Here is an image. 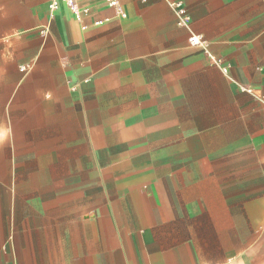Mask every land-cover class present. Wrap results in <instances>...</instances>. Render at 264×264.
<instances>
[{"label": "crops", "instance_id": "1", "mask_svg": "<svg viewBox=\"0 0 264 264\" xmlns=\"http://www.w3.org/2000/svg\"><path fill=\"white\" fill-rule=\"evenodd\" d=\"M50 1L0 0V264H264V0Z\"/></svg>", "mask_w": 264, "mask_h": 264}, {"label": "built area", "instance_id": "2", "mask_svg": "<svg viewBox=\"0 0 264 264\" xmlns=\"http://www.w3.org/2000/svg\"><path fill=\"white\" fill-rule=\"evenodd\" d=\"M105 2L114 7L121 17H126L127 14L123 10L121 0H105ZM66 5L69 10L76 16L77 19H81L84 15L88 14L90 11V7L88 5H82L79 0H51L49 3V10L51 13L57 11L61 6ZM171 7L175 10L178 16V24L180 26H189L190 24V15L188 14L187 8L183 1H171ZM190 41L193 45H202V39L197 35H192L190 37ZM209 56L211 59V64L220 67L224 72H228L229 67L224 63L223 59L217 55H214L209 52ZM26 66H23V69H26ZM78 80H74V84L72 88L75 89ZM249 92H253L252 88L246 89Z\"/></svg>", "mask_w": 264, "mask_h": 264}]
</instances>
